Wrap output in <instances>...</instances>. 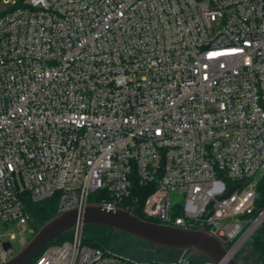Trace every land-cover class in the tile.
<instances>
[{"label": "built area", "instance_id": "obj_1", "mask_svg": "<svg viewBox=\"0 0 264 264\" xmlns=\"http://www.w3.org/2000/svg\"><path fill=\"white\" fill-rule=\"evenodd\" d=\"M263 177L264 0H0V264L32 233L22 193L132 209L136 183L145 216L205 230L225 264L264 223ZM70 233L34 264H167Z\"/></svg>", "mask_w": 264, "mask_h": 264}, {"label": "water", "instance_id": "obj_2", "mask_svg": "<svg viewBox=\"0 0 264 264\" xmlns=\"http://www.w3.org/2000/svg\"><path fill=\"white\" fill-rule=\"evenodd\" d=\"M79 223L84 227L102 226L111 228L114 232L128 234L133 239L152 245L153 253L163 248L177 251L193 249L214 264H220L227 255L225 245L203 229H182L141 219L123 208L107 209L102 205L90 203L83 210L63 212L46 221L20 251L1 264H30L44 248L50 246L55 239L72 232ZM3 247L9 250L12 245L5 242ZM225 264L238 262L236 259H230Z\"/></svg>", "mask_w": 264, "mask_h": 264}, {"label": "trees", "instance_id": "obj_3", "mask_svg": "<svg viewBox=\"0 0 264 264\" xmlns=\"http://www.w3.org/2000/svg\"><path fill=\"white\" fill-rule=\"evenodd\" d=\"M151 192L150 188L148 189L145 186H140L138 183L135 184L131 199L128 200V203H132V209L128 208L127 203L121 205L131 211L133 214L138 216L141 219L156 221L148 218L143 213V205L146 197ZM21 199L24 206V213L27 214L30 219L35 221L37 228H40L46 221L55 217L58 208L59 195L55 194L52 197L44 199L40 202H34L31 200L30 196L27 193H22ZM91 201L98 202L99 201V193H93L90 197ZM132 200V201H131ZM264 208V177L260 180L257 187V200H256V211L254 216L258 215ZM113 232L111 228L102 227V226H85L84 234H83V243L93 248L100 249H108L109 247V238L110 234ZM72 238L71 233H68L64 236H61L55 239L51 245L59 244L64 241H67ZM139 241V240H138ZM253 249L256 261L258 264H264V223L257 230V232L253 235L251 241L247 244L246 247H250ZM239 252L236 259L240 256V254L245 250ZM248 257L245 256V259ZM37 257L31 261L30 264H34ZM204 260L207 258L203 257Z\"/></svg>", "mask_w": 264, "mask_h": 264}, {"label": "rangeland", "instance_id": "obj_4", "mask_svg": "<svg viewBox=\"0 0 264 264\" xmlns=\"http://www.w3.org/2000/svg\"><path fill=\"white\" fill-rule=\"evenodd\" d=\"M182 197L179 196L177 193L172 195V203L176 201H182ZM29 225L31 227L32 233L28 236V240L37 232L38 228L32 219L29 217ZM11 224L8 225H0V236L1 241L8 239L7 236H3L4 234L11 233L15 231ZM16 240L12 242V248L10 249V255L16 254L18 251L22 249L24 244H20ZM60 244V243H59ZM247 246V245H246ZM245 250L240 254L238 257L237 262L238 264H258L256 261V256L253 249L250 247H246ZM244 248V247H243ZM243 248L241 250H243ZM153 249L152 245L147 244L143 241H138L133 239L130 235L125 234L123 232H112L109 238V247L107 250H110L112 253L135 259L137 261H158L162 263H172L176 261L178 255L180 254L179 251L173 249H158L157 252H151ZM245 256L248 257L245 259Z\"/></svg>", "mask_w": 264, "mask_h": 264}]
</instances>
